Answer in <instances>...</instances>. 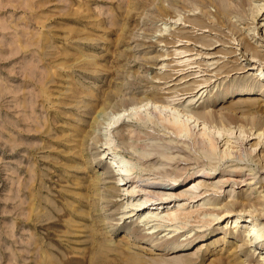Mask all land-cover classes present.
Segmentation results:
<instances>
[{"label": "rangeland", "instance_id": "1", "mask_svg": "<svg viewBox=\"0 0 264 264\" xmlns=\"http://www.w3.org/2000/svg\"><path fill=\"white\" fill-rule=\"evenodd\" d=\"M260 62L264 0H0V264H257L264 246L244 250L223 225L244 211L264 232ZM140 105L145 119L126 111ZM175 111L218 136L215 149L177 133L165 120ZM113 151L138 184L205 168L216 170L208 183L238 176L222 167L247 179L146 223L144 191L117 184ZM171 199L161 214L177 209ZM205 211L232 214L171 249L212 220Z\"/></svg>", "mask_w": 264, "mask_h": 264}, {"label": "bare ground", "instance_id": "2", "mask_svg": "<svg viewBox=\"0 0 264 264\" xmlns=\"http://www.w3.org/2000/svg\"><path fill=\"white\" fill-rule=\"evenodd\" d=\"M251 68H257L258 71L260 72L259 74L264 78V62H260L257 66H256V64H253V65H251ZM201 89H202V87L200 89H198L196 92L198 93ZM253 89H254V85L250 84V85H246L245 87H243L239 90L241 92L245 93V92H250ZM203 94H204V92H202L199 95V97H202ZM225 94L231 95L232 93H229V90H228L225 92ZM146 104H144V105H146ZM155 104H156V105H154L155 110L158 109L157 111H159V109L161 107L159 105H157V102ZM147 107H148V105H147ZM141 108H142L141 105L140 106H133L132 108L130 107V109L128 108L126 111L130 110L128 113L134 114L135 116H137V118L145 119V117H147V116H144L143 113H145V112H143V110H141ZM155 110H149V111L151 112V111H155ZM161 110L162 109H160V111ZM145 111H146L145 114L147 115V110H145ZM210 114H211L210 111H205L202 115L208 116ZM116 115H118V117L116 119H114V123L116 121L120 120L121 118H123V116L126 115V113L125 112H117ZM170 115L165 116V120H168V122H170L171 125H173V127L177 130V133L178 132L182 133L183 131H185L186 133L190 134L196 141L201 143L205 147L206 150L211 151V150L215 149L214 147L217 146V143H218V136H216L215 134H211L209 131H206V130L205 131L196 130V126H195L196 124L194 125L193 121H192L193 114H189L187 117L182 118L181 113L179 111H175V112H172ZM184 115H185V113H184ZM114 117H116V116H111V118H114ZM109 122H111V121H109ZM137 144L140 145V143H137ZM159 144L160 143H158V147H160V145H161V144L160 145ZM150 145H151V143L149 144V146ZM154 146L157 147V145H154ZM160 149H161V147H160ZM157 151H159V150H157ZM150 153H151L150 149H148L144 152L145 155L150 154ZM163 153H165V152H163ZM224 155H225V153H224ZM110 157H111L110 158L111 161H113V163H114L115 170L120 175V178H119V181H117V184L118 185L129 184L128 187L125 188L127 190L128 195H135V194L138 195L140 193H137V192H139L140 190L144 191V195H143L144 197L141 199L142 202L140 203V206L136 207V209L141 210L145 204L148 205V206H145V208H147L149 210L151 209V211H148L147 213H145V215H143L141 217V221H146V223H149L152 220H162V219L163 220H166V219H172V220L174 219L175 220L177 218L179 219L181 216L178 217V215L180 213H183V211H181V206H184V204H186V203L190 204L191 202H195V201L200 200L201 198H204L205 196L211 194V192H208V191L210 189H214L215 187H216L215 191H218V188L224 187V184L227 182L228 183L233 182V183H240L241 184L247 179V178H244V175H242V173L244 172L243 169L238 170V169H234V168L222 167L221 171L218 172L219 174L221 172H224V171L232 172V171L236 170V175H238V176L236 178H231V176H228L230 174L229 173L226 176L221 175L213 183H208V180L215 177L214 173L216 170L205 168V169H196L191 173L184 174L187 176L186 177L184 176V178L182 180L180 179L179 181L175 182L174 184L169 183L165 186H152L151 184H147L148 181H147V183L138 184L137 181L141 177V174L134 173L133 170L135 169L134 168L135 166H130L127 159L123 158L122 156H118L115 151L111 152ZM190 179H192L191 185H189L187 188H185L183 190H178L179 187H182L183 185L188 183L187 181ZM139 182H140V180H139ZM231 190L232 189H229V191H231ZM172 197H179V198L181 197V199L177 200L179 202L177 204V206H178L177 209L174 211H169L165 214H161V212L164 209L172 208V206H176L175 202L173 204H171L172 203V199H171ZM180 200L182 201L181 203H180ZM238 203H239L238 200L232 199L231 202H229L228 204L229 205H234V204L236 205ZM208 208H210V207H208ZM216 208L219 209L221 207H216ZM179 209H180V212H177ZM149 212H151V213H149ZM205 212H206V214L209 213V214H211V216H213L211 218L212 220L208 221L207 219H205V220L202 219L204 221L203 224L201 225L202 228L197 229V231H195V233H193V234L189 233L188 236L186 237V241L184 240L183 243L182 242L181 243H175L176 246L174 247V245H173V247H171V249H176L178 247V245H180V244L181 245L182 244L187 245V243L191 244L199 237H205V235L209 231H212L213 229L216 228L215 224H217L219 222L221 217L225 216L226 214L227 215L232 214V213H230V211H228V212L227 211L226 212L225 211L224 212H217V213L212 212V211H210V212L205 211ZM221 213H223V214H221ZM246 214L249 215L248 212L239 211V213H237V214H233L232 216L230 215V220L225 225H223V229L225 232L229 231V232L233 233L237 238H240V240L242 241L241 246L244 250L249 251V250H251L252 246H255V249L253 250V251H255L257 249H261V246H264V232H262V230L260 228V223L257 222L256 220H254L253 218H251L249 220H247L246 218L244 219V215H246ZM131 215H128V216H131ZM251 217H252V214H251ZM200 222H201V220H200ZM243 222H245V225H242V226H245L244 229H242L241 226H239V224L243 223ZM212 223H214V226L211 227L210 225ZM158 225H162V224L156 223V225L150 226L149 228L152 227V229H153V228L157 227ZM203 227H205V228H203ZM178 228H179L178 226H175L173 229L171 228L170 230L176 231V230H178ZM153 231H155V230H153ZM150 232H152V231H150ZM223 234L224 233L222 231V233L220 234V236L218 238L226 239V237ZM167 242H169V240H167ZM151 244H154V242H152ZM164 248H165L164 246L160 247L161 250ZM220 258L224 259V260L226 259L224 256H220ZM250 259L256 260L257 264H264V255L261 256L260 258H255L254 253L252 252L250 255Z\"/></svg>", "mask_w": 264, "mask_h": 264}]
</instances>
